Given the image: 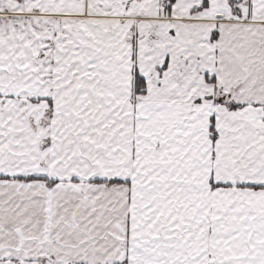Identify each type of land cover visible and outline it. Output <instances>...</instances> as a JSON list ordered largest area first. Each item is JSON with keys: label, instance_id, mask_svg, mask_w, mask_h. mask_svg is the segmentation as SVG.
I'll use <instances>...</instances> for the list:
<instances>
[{"label": "snow or ice", "instance_id": "obj_1", "mask_svg": "<svg viewBox=\"0 0 264 264\" xmlns=\"http://www.w3.org/2000/svg\"><path fill=\"white\" fill-rule=\"evenodd\" d=\"M0 264H264V0H0Z\"/></svg>", "mask_w": 264, "mask_h": 264}]
</instances>
